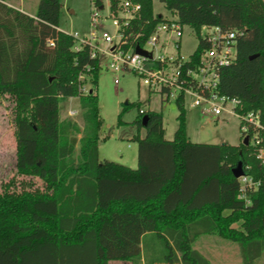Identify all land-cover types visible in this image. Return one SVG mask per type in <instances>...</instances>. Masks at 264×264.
Listing matches in <instances>:
<instances>
[{"label":"trees","instance_id":"trees-1","mask_svg":"<svg viewBox=\"0 0 264 264\" xmlns=\"http://www.w3.org/2000/svg\"><path fill=\"white\" fill-rule=\"evenodd\" d=\"M36 1L28 16L0 0V98L14 96L15 168L45 183L41 191L9 184L0 193V264H214L192 248L204 234L234 242L238 264H257L264 252V162L251 146L190 142L178 99L170 140L163 138L160 112L135 116L141 127L146 115L144 135L132 136L135 168L100 160L98 62L88 45L74 52L72 36L57 29L59 0ZM117 1L108 0L109 7ZM129 1L140 12L125 34L142 40L162 17L152 14V0ZM157 1L196 34L203 25L241 30L234 61L219 69L217 91L237 97L243 110H259L264 124L263 1ZM80 73L89 84L82 93ZM66 97L77 99L80 128L58 118ZM237 160L259 182L245 193L247 203L230 172Z\"/></svg>","mask_w":264,"mask_h":264},{"label":"rangeland","instance_id":"rangeland-1","mask_svg":"<svg viewBox=\"0 0 264 264\" xmlns=\"http://www.w3.org/2000/svg\"><path fill=\"white\" fill-rule=\"evenodd\" d=\"M19 0H10L17 3ZM24 9L32 12L37 1L24 0ZM264 3V0H262ZM60 11L57 29L65 34L75 33L79 38H89L93 33L99 37L102 33L114 36V28L108 21L90 23L89 16L94 8L90 0H59ZM105 11L102 12L105 15ZM152 14L162 18H169L163 5L152 0ZM195 39L184 32L180 40V53L188 55L195 47ZM97 107L101 124L98 130L97 156L100 160L111 161L134 168L136 166V142L132 136L144 135V127H136L133 120L139 110L158 111L161 113L163 138L170 140L177 126V108L173 100H164L158 93L149 92L138 76L131 71L117 73V83L112 82L114 73L107 69L109 59L106 56L108 47L97 40ZM82 79L78 85L79 92H86L89 84L84 80L85 74L80 73ZM12 94H2L0 98V193L9 188L14 191L22 189L44 190L45 183L35 176L20 175L15 168V125ZM129 106L121 111L124 104ZM185 136L190 142L227 144L236 146L242 138L239 133L238 120L227 113L217 116L200 114L198 109L188 105L187 99L183 102ZM137 107H139L137 109ZM58 118L74 121L81 127L80 109L75 97L63 98L57 105ZM67 110L75 111L71 116ZM118 119L121 121L117 124ZM79 135L69 138L75 141ZM254 154V152H253ZM77 156V143L73 151ZM249 166L246 165V169ZM251 177V176H250ZM252 178V177H251ZM253 179V178H252ZM192 248L199 251L214 264H238L240 261L238 247L234 242L225 240L214 234H204L196 237ZM120 261H109L108 264H120ZM257 264H264V252L258 258Z\"/></svg>","mask_w":264,"mask_h":264},{"label":"built area","instance_id":"built-area-1","mask_svg":"<svg viewBox=\"0 0 264 264\" xmlns=\"http://www.w3.org/2000/svg\"><path fill=\"white\" fill-rule=\"evenodd\" d=\"M89 16L90 23L108 21L114 28L115 35L102 33L99 37L93 33L89 38H79L71 34L73 51L78 52L84 45L90 47L89 57L97 60V40L107 47V69L114 73L113 83H117V73L131 71L138 76L140 83L149 92H156L164 100L187 99L188 105L198 109L200 114L217 116L227 113L239 122L241 138H247V145L253 149L259 163L264 162V124L260 120L259 110H243L237 97L218 93L217 81L219 69L235 59V43L241 36L239 29H226L220 26H201L198 34L181 25L174 16L162 18L144 39L137 36L129 39L125 32L129 23L139 15L140 5L129 0H118L110 8L108 0H101L94 5ZM105 11V15L102 12ZM187 32L195 39L194 49L186 56L180 53V40ZM53 46L51 41L47 42ZM135 48L148 56L135 53ZM83 76L79 75L82 79ZM143 112L142 110H139ZM75 111L67 110L69 116ZM239 198L245 203V193L256 189L259 182L250 175L237 177Z\"/></svg>","mask_w":264,"mask_h":264},{"label":"water","instance_id":"water-1","mask_svg":"<svg viewBox=\"0 0 264 264\" xmlns=\"http://www.w3.org/2000/svg\"><path fill=\"white\" fill-rule=\"evenodd\" d=\"M135 53L139 54V55H142V56H148L144 51H142L141 49L139 48H135ZM145 121H146V115H143L141 117V124L142 126L145 125ZM241 143L243 145H246L247 144V138L244 137L242 140H241ZM230 172L232 174V176L234 178H237L239 177L240 175L243 174V170H242V163H241V160H237L236 163L230 167Z\"/></svg>","mask_w":264,"mask_h":264},{"label":"crops","instance_id":"crops-1","mask_svg":"<svg viewBox=\"0 0 264 264\" xmlns=\"http://www.w3.org/2000/svg\"><path fill=\"white\" fill-rule=\"evenodd\" d=\"M7 5L9 6V7H12V8H14V9H16V10H18V11H20V12H23V13H25V14H27L28 16H32L33 14H34V11H35V7L33 8V10H32V12H28L27 10H25L24 9V7H25V1L24 0H19V1H17V3L15 4V3H13V2H10V0H9V2L7 3ZM36 6V5H35ZM67 112V111H66ZM77 138H78V136H77ZM77 138L75 139V141H70L71 143H72V145L75 147V145H76V143H77ZM126 166V165H125ZM128 167V166H127ZM129 168H131V167H129ZM135 168V167H134ZM37 189V188H36ZM41 191V190H40ZM120 264H127L126 262H119Z\"/></svg>","mask_w":264,"mask_h":264}]
</instances>
